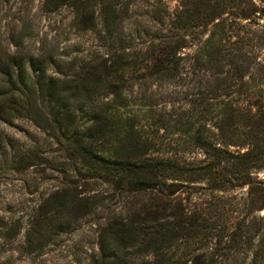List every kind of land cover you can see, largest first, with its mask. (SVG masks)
Returning <instances> with one entry per match:
<instances>
[{
  "label": "rangeland",
  "instance_id": "rangeland-1",
  "mask_svg": "<svg viewBox=\"0 0 264 264\" xmlns=\"http://www.w3.org/2000/svg\"><path fill=\"white\" fill-rule=\"evenodd\" d=\"M131 2L128 23L115 31L124 38L121 49L131 52L136 46L143 51L150 43L157 46L167 41L177 45L175 57L180 67L174 77L163 82L148 77V67L139 70L142 75L133 72L129 65L123 68L122 92L135 106L119 111L124 117L130 116L133 130L128 136L124 132L117 135L112 146L121 147L116 151L121 155L145 152L168 156L184 169L165 178L166 184H173L171 197L216 228L208 239L182 242L175 254L205 251L219 255L218 260L222 257L220 264L227 263L228 256L231 264L235 260L237 264H264V191H258L264 189V167H258L262 161L252 160L247 167L235 169L239 159H225L251 150L249 131L264 130V0ZM215 2L220 3L217 10L221 13L212 19ZM180 10L189 12L182 18L187 20L186 27L176 20ZM217 24L224 27L223 33ZM95 29L78 30L72 23V8L67 4L54 8L46 5L45 0H0V61L10 56L24 61L41 56L56 61L62 69L67 66L65 62L71 61L75 68L100 61L108 64L116 59L114 51L121 41L112 46L110 38H101L98 32L103 34L102 24L98 18ZM212 32L227 54L207 62L198 59L197 51ZM162 35L167 37L160 39ZM51 73L58 74L54 63L46 69V74ZM201 92L212 104H207L203 115L195 109ZM140 96L141 101L135 99ZM109 98L110 95L104 100ZM225 100L234 101L235 112L229 111L231 121L220 103ZM139 102L151 104L152 118L161 114L162 124H153L152 113L141 115L140 121H136L134 115L143 110ZM217 120H225L224 135L216 127ZM197 128L211 145L208 154L204 153L205 148L193 143ZM231 128H236L234 134ZM133 135L146 142L145 148L132 142ZM228 139L236 143H222ZM263 144L260 141L257 153L264 158ZM56 147L49 135L28 117H16L10 122L0 119V264H99L98 232L106 210L96 209L68 227L61 225L34 246L27 243L35 208L62 183L76 180L78 189L88 194L110 192L107 182L74 165L65 166ZM35 148H40L47 159L43 162L44 170L37 162L30 164L31 161L19 158L21 153ZM112 154V149L104 152ZM204 166L206 169H201Z\"/></svg>",
  "mask_w": 264,
  "mask_h": 264
},
{
  "label": "trees",
  "instance_id": "trees-1",
  "mask_svg": "<svg viewBox=\"0 0 264 264\" xmlns=\"http://www.w3.org/2000/svg\"><path fill=\"white\" fill-rule=\"evenodd\" d=\"M45 4L54 8L61 4L69 5L72 8V23L78 30L96 31L95 21L100 19L103 34L98 32V35L110 38L112 46L117 40L121 41L117 46L119 49L116 47L114 51L116 59L108 64L105 61L92 65L82 64L79 68H75L74 61L65 62L67 66L64 69L56 61L41 56L29 58L28 61L19 56L3 59L0 61V119L10 122L16 117H28L55 142V150L60 152L58 158L65 160V166L69 168L74 165L76 169H84L88 174L91 173L90 176L107 182L111 194L84 193L78 189L76 180L62 183L35 208L27 232V243L34 246L36 241L41 242L47 233L59 226L68 227L79 217L100 209L106 210V214L98 232L99 264H186L187 261H190L189 264H220L222 257L218 260L219 255L215 257V253L208 255L201 251L197 254H175L182 242L208 239L216 228L192 210L182 208L171 197L173 184H166L165 178L184 170L178 166V161L168 156L146 155L145 152L121 155L116 152L121 147L118 149V146H112L117 135L124 132V136H128L133 130L130 116L124 117L119 111L133 105V100L122 92L123 68L129 65L133 72L142 75L143 71L139 70L148 67V77L166 81L179 72L180 62L175 57L177 45L163 39L164 44L154 46L150 43L143 51L136 46H133L131 52L121 49L124 38L115 31L122 30L125 23H128L126 19L129 18L131 0H45ZM219 4H213L214 14H210L212 19L221 13L217 10ZM180 11L176 20L180 21L182 27H186V18H182L189 12ZM215 26L223 33V26ZM166 37L162 35L160 39ZM223 46L219 40H215V32H212L198 47V59L213 62L223 58L227 54ZM127 48L131 49L130 46ZM50 63L57 65L58 74H46ZM108 95L110 98L104 100ZM135 99L141 101L142 96ZM195 102L199 115L205 114L207 104L212 107L202 92ZM144 103L139 102L143 104V110L139 109L138 114L134 115L136 121L153 112L152 105ZM220 103L227 110L225 115L231 121L229 111L235 112L232 108L234 101L225 100ZM152 119L154 125L162 124L161 114ZM224 122H216V127L223 135ZM133 133L138 134L135 131ZM193 134L194 145L205 148L204 153L208 154L211 145L205 141L201 129H195ZM248 136L253 145L251 150L241 156L225 158L239 159L233 166L235 169L247 167L252 160L262 161L258 167H264V158L257 153L260 141L264 142V130L256 133L249 131ZM133 137L132 142L145 148V141H140L136 135ZM222 143L234 145L236 142L228 139ZM108 149H112L114 154L104 155ZM42 154L40 148H35L21 153L19 158L31 161L30 164L37 162L44 170L43 162L47 159ZM53 167L57 168L55 164ZM206 168L204 166L201 169ZM117 203L118 206L115 205ZM148 255L150 259H145ZM228 259L229 256L224 264H231ZM234 264H237L236 260Z\"/></svg>",
  "mask_w": 264,
  "mask_h": 264
}]
</instances>
